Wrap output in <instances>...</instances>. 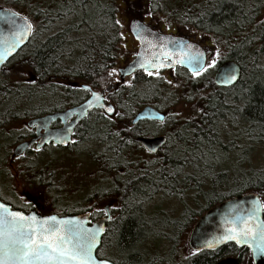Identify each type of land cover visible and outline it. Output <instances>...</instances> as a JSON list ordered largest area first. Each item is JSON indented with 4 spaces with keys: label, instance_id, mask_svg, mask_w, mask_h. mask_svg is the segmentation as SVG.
Segmentation results:
<instances>
[{
    "label": "flooded vegetation",
    "instance_id": "af4514ba",
    "mask_svg": "<svg viewBox=\"0 0 264 264\" xmlns=\"http://www.w3.org/2000/svg\"><path fill=\"white\" fill-rule=\"evenodd\" d=\"M121 1L127 2V0ZM148 1L150 0H143L142 3ZM151 1L159 2L160 0ZM169 1L166 10L159 8L154 11L161 19L170 18L173 20L169 22L168 28L153 23L151 21L153 14L149 11L141 13L142 15L132 13V17L126 15L125 20L138 18L160 32L184 37L198 43L206 52L205 66L211 62L210 52L217 51V49L229 51L234 48H246L247 45L264 49V39L260 33H256L257 29L264 30V0ZM175 3L180 5L175 7L177 6ZM209 3L212 8L208 9ZM221 3L232 5L236 11V17L243 20L240 30L229 34L209 31L206 28L207 19L219 10ZM173 6L174 9H172ZM17 12L30 22L31 33L27 43L0 67V201L9 204L13 209H19L26 213L37 211L41 215L55 213L59 216L87 214L89 224L109 215L111 218L106 222L104 232L106 233L107 228L121 217L124 211L119 190L123 184L127 183L128 179L127 165L120 160L124 156L111 153L108 146L110 139L112 136L120 134L121 143L126 144L129 141L126 128L137 125L139 135L136 136L135 143L141 152V157L151 160L157 168L159 159L163 156L165 144L155 153H149L137 139L161 135L167 138V132L160 130V125L163 122L159 120L132 121L135 114L146 105L159 110L154 105V101L144 103L133 110V116L128 124V109L117 107L111 96L117 94L127 84V81H130L139 71L152 78L156 77L158 72L166 73V76L173 78V74L170 72H173L177 66L171 69L139 70L121 78L120 69L136 54L138 42L134 39L135 46L131 49L129 57L120 62L119 55H117L113 62L114 65H109L105 69L104 76L102 75L97 81L81 76L79 68L75 65L77 63L73 60H46L43 61V67L40 68L38 60L32 58L31 50H29L35 30L33 16L26 12ZM246 29L249 31L248 33H244ZM186 31L200 32L201 36L205 38L189 36ZM207 34L211 37L208 38ZM222 59L224 58L216 61L215 65L217 66L214 73L222 61L228 60ZM45 64H51L52 67H46ZM69 64L72 66L70 67ZM115 65H120L117 67V73L109 75ZM149 72L153 74L149 75ZM93 92L101 93L103 103L113 106L112 113H108L101 106L92 107L79 118L74 109L91 97ZM106 128L111 129V133L106 136L107 146H105L104 153L95 156L89 155L80 161L78 156L80 145L96 142L102 144L101 142L106 140H102V134L99 131H104ZM21 145L24 146L19 148ZM85 163L90 164L87 166L92 169V174L90 173L92 180L95 178L107 180L104 190H93L87 198L77 202H65L66 200L62 199L63 192L73 193L74 189L79 187L75 176L79 166ZM159 239L170 242L167 252L164 254L151 252L147 249L146 241H149L150 238H143L137 245L140 254L143 253V256H147L146 260L153 258L151 263L145 264H168V261L175 259L174 254L177 253V247L183 257V260L179 262L184 264L185 260L194 252L189 246L188 238ZM103 240L104 238H101L96 249V256L118 264L112 260L114 256L111 255L112 252H117L116 243L113 241L105 243ZM171 243L172 248H170ZM181 248L187 251V257L182 255ZM239 248V253L231 257H236L240 264H243L247 254L249 258L250 251L247 248ZM250 262L249 258L247 264Z\"/></svg>",
    "mask_w": 264,
    "mask_h": 264
},
{
    "label": "trees",
    "instance_id": "16d2710c",
    "mask_svg": "<svg viewBox=\"0 0 264 264\" xmlns=\"http://www.w3.org/2000/svg\"><path fill=\"white\" fill-rule=\"evenodd\" d=\"M0 6L15 11H31L26 13L32 14V20L38 21L42 35L45 29L64 20L65 25L58 26L59 30L55 34L47 37L43 35L41 39H44H40L35 45L30 43L32 58L38 60L40 68L46 60H73L76 61L75 65L79 68L81 76L97 81L104 76L105 69L117 57V45L122 35L116 22L117 8L113 0H50L47 4L39 0H0ZM24 7L29 8L26 10ZM235 13L232 5L221 3L219 10L207 19L206 28L209 31L229 34L240 30L243 20L236 17ZM256 33H260L264 39V30L257 29ZM245 49L234 48L224 57L236 61L241 67L239 79L233 85L221 87L213 82L212 76L217 65L212 67L213 72L202 73L200 82L207 94L199 97L201 108L194 118L180 122L175 116L167 113L160 125V130L167 132V142L157 168L151 160L143 159L139 150L137 151L140 156L126 161L128 179L119 190L124 211L102 236L105 243L108 241L116 243L117 252H112L111 255L114 256L112 260L118 264L151 263L153 258L146 260L147 256L140 254L137 245L143 238H162L159 231L162 227L166 229L169 227L173 238H178L180 232H184L189 225L195 223L196 217L224 199L249 191L257 192L261 199L263 198L264 171H255L251 168L244 171L240 168L249 162L253 143L264 144V65L247 70L245 57L255 55L257 51H252V48L249 50V47L248 51ZM260 50L264 55V49ZM259 55L254 57L258 58ZM45 65L52 67L51 64ZM176 68L182 72L180 77H183L187 84L194 86L195 79L192 77L196 75L184 68ZM169 81L164 77L157 83L156 79L139 71L131 79L130 84H125L111 97L117 107L128 109L127 117L130 124L132 111L144 103L154 101L159 110L168 111L165 104L175 91L173 89L172 92L171 88H168ZM163 88H167L171 94L169 96L167 92L163 94ZM177 94L179 95V92ZM238 123L243 124L239 137L245 141L247 147L240 145L233 147L234 137H231L232 143L230 141L223 143L221 140L222 135H227V128H235ZM126 131L129 140L126 144L121 143L120 134L110 139L108 146L112 154L121 156L123 149L127 151L137 148L135 143V138L139 135L137 125L127 127ZM99 132L102 134V140H106L111 129L106 128ZM103 142L101 143L107 146V140ZM230 151L234 153L231 170L213 171L211 169L213 163L224 161ZM235 166H238V173L233 172ZM185 167L189 168V173L182 172ZM204 178L210 181L211 190L208 195L214 193L217 196L215 200L207 201L206 207L201 211L187 209L182 218L168 220L147 216L140 209V202L144 196L156 192L179 194L180 190L201 189ZM218 189L226 191L220 192ZM187 218L190 221L188 224ZM239 250L238 246L229 242L215 250L193 252L184 264H213L221 258L235 256Z\"/></svg>",
    "mask_w": 264,
    "mask_h": 264
},
{
    "label": "water",
    "instance_id": "95a60500",
    "mask_svg": "<svg viewBox=\"0 0 264 264\" xmlns=\"http://www.w3.org/2000/svg\"><path fill=\"white\" fill-rule=\"evenodd\" d=\"M24 18L25 17L13 9L0 7V57H2V59H0V67L29 40L31 30L22 38H18L21 29L25 24ZM27 22L30 24L28 20ZM136 23L142 24L144 30L140 31L134 28L133 25ZM128 27L132 37L138 42V47L135 56L120 69L121 78L139 70L146 71L144 67H140L141 64L146 65L147 71L171 69L176 66H180L186 69L189 73H193L194 65L189 62L187 56L185 55L188 51L186 45L189 44L194 46L191 49V53L194 54L197 51L204 53L201 63L204 65L206 63L207 56L205 50L194 41L170 33L160 32L153 29L150 25L144 23L138 18H132L129 21ZM182 57L184 59L183 63L180 62ZM152 64H163L164 66L153 68L151 66ZM233 70H235L237 79L230 84L222 83L221 78ZM240 72L241 67L236 61L231 59L222 61L213 75V82L221 87H229L237 82ZM93 93L99 94L101 99L98 100ZM93 93L83 104L74 109V112L79 118L92 107L101 106L104 107L108 113H112L108 111V108H113V106L111 104L106 105L103 103L102 94L98 92ZM161 117L164 120L166 117L165 111H159L154 107L146 105L135 114L132 121L137 122L145 119L161 121ZM166 140L167 138L164 135L150 138L139 137L137 139L143 147L146 148V146H151L156 148V151L166 143ZM23 146L24 145H21L19 148H22ZM0 205H5L10 211L20 212L24 216L35 215L38 219L56 216L57 220L78 221L79 225L83 229L90 230L91 232L97 234L98 243L93 249V254L95 256L96 249L98 248L101 238L105 232L106 222L109 219V215H106L105 217L89 224V217L87 214L59 216L54 213L41 215L37 211L26 213L19 209H13L9 204L2 201H0ZM249 216H251V219H249ZM245 223H247L248 227L255 229L257 232H259L261 228H264V205L257 192L249 191L243 194L235 195L208 208L193 224L188 236L189 246L194 252H198L203 250H215L224 244L232 242L238 247L247 248L250 251L252 261L251 264H264V255H260L255 251L252 239L241 243H237L236 240L223 239V237L226 236L232 228L243 227ZM100 229H103V231H99ZM208 242H212L213 246L211 248L207 247ZM98 259H104L107 260L109 264H115L105 258ZM214 264H240V262L236 257L229 256L220 259Z\"/></svg>",
    "mask_w": 264,
    "mask_h": 264
},
{
    "label": "rangeland",
    "instance_id": "374dc122",
    "mask_svg": "<svg viewBox=\"0 0 264 264\" xmlns=\"http://www.w3.org/2000/svg\"><path fill=\"white\" fill-rule=\"evenodd\" d=\"M43 2V4H47L50 0H39ZM117 11H116V22L119 21L118 26L120 28V33L122 35L119 44L117 45L118 51L116 52L117 55H119V60L120 62L122 60H125V58L129 57L131 54V49L134 48L135 46V40L132 37L131 33L128 31V21L130 20L127 19L125 20V16L128 15L129 17H132L134 13L135 15H142L141 13H146V11H149L153 14V17L151 18V21L155 24H157L160 27H169L170 25L169 22L173 21L172 19H161L157 13L154 11L158 10H166L167 7L169 6L170 1L169 0H160L158 1H148L147 3H142L143 0H135L133 2H123L121 0H113ZM178 7L180 4L175 3ZM211 3L208 4V9L212 8L210 7ZM1 7V6H0ZM26 10L29 7H24ZM174 9V6L173 8ZM20 12H31V11H24L20 10ZM148 13V12H147ZM61 21V20H60ZM64 20L61 22L55 23L53 26L47 28L44 30L43 35L48 36L50 34H55L59 29L57 28L58 26H64ZM34 26H35V31H36V36H34L32 40V44L35 45L39 42L41 37H43L42 34H40L41 27L37 23L38 21H33ZM189 30V29H186ZM192 31V30H191ZM185 32V31H184ZM189 36L195 35L198 38L202 37L200 32L193 33L186 31ZM249 31L246 29L244 33H248ZM208 38L211 37V35H208ZM215 37V36H214ZM42 38L41 40H43ZM248 43V41H245ZM248 47H252L257 51V53L251 54L245 57L244 62L246 69H250L251 67L254 68H260L264 65V55L263 52L261 53L260 48L254 47L253 45H247ZM246 47L245 50L248 49ZM250 50V48H249ZM248 51V50H247ZM217 51H211L210 52V59L211 61L215 59L216 61L220 60L221 58H224L228 51L226 50H219V56L216 55ZM257 54H260L258 58H255ZM257 57V56H256ZM113 64V63H112ZM117 64V63H116ZM114 65V64H113ZM120 65H115L114 69L117 70V67ZM208 72H213L212 67L208 68L206 71ZM206 72H204L206 74ZM117 73V72H116ZM173 74V78L171 76H166L167 74H163V72H158V75L154 77L156 79V82L159 83L160 79L166 77L171 81L170 84H168V88L172 90H175L172 94L170 91H168L167 88H163V94L167 92V96H169L168 101L166 102L165 106H168V111H166L168 114L175 116L176 119L180 120V122H183L184 120H191L194 118V115L196 112L200 110V103H199V97L201 95L207 94V91L205 92L202 88V83L200 82L201 78L203 77V72L199 76H194L192 77L195 79V84L194 86L187 84L185 79L183 77H180L182 72L177 70V68L174 69L173 72H170ZM160 78V79H158ZM200 78V79H199ZM131 81V80H130ZM130 81H127V84H130ZM134 81V80H132ZM179 92V95L177 94ZM243 127L242 123H238L237 127L235 128H227V135H222L221 140L223 143H230L231 137H234L235 139L233 141V147L240 145L243 147H247L248 145L245 143L243 139L239 137V133L241 128ZM225 136V137H224ZM239 138V139H238ZM230 141V142H228ZM232 143V142H231ZM251 154L249 155V162L247 164H244L240 168L244 171H247L248 169H253L255 171H264V144L262 143H253L251 146ZM106 147L103 144H98L96 143H90L89 145H80L79 147V160L83 161L84 158H87V156H95V155H100L103 154L105 151ZM241 149V148H240ZM239 149V150H240ZM138 149L135 148L133 150H127L123 149L122 153L124 158L120 159L122 160L123 163H127V160H130L132 158H136L140 156L138 154ZM137 151V152H136ZM232 154H234L232 151L228 153L227 158L224 161H220L221 163L214 164L212 165L211 169L214 171H222V170H231L233 163L232 159ZM141 158V157H140ZM73 161V160H72ZM235 161V160H234ZM83 163V162H82ZM87 165H90L89 163L82 164L79 166L78 172L76 173L75 180L77 184H79L78 188L74 189L73 193H69L64 191L63 192V200H66L65 202L71 203V202H77L78 200H83L88 197V195L93 191V190H104L105 183L107 182L106 179L100 178L95 180L91 179L90 173L92 174V169L91 167H88ZM193 170V169H192ZM190 170V171H192ZM183 173H189V168L185 167L184 170L182 171ZM235 173H238V166H235L234 171ZM82 175V176H81ZM100 176V175H99ZM204 185L201 187V189H186L183 191H179V194H173V193H163V192H156L152 195H147L144 196V198L140 202V209L145 213L147 216H153L155 219L161 218V219H180L182 218L183 213L189 209L193 210L194 212L201 211L203 208L206 207L207 201H213L216 198V194H209L210 189V181L208 178L203 179ZM233 187V186H231ZM218 188V187H217ZM228 190V189H227ZM217 191H226V189H218ZM51 201V200H49ZM263 204H264V196L262 198ZM198 217L195 218V220ZM186 223H190L189 218L186 219ZM193 225V224H192ZM192 225H189L187 229L184 232H180L181 234L178 236V238H188L189 232L191 230ZM169 227L160 228L159 231L161 232L162 238H173L172 232L169 231ZM183 233V234H182ZM181 236V237H180ZM168 241L165 240H160L159 238H151L149 241H146L147 249L151 252L155 253H165L167 252V247L169 246ZM170 248H172V243L170 244ZM177 253L174 254L175 259L168 261V264H180L179 261L183 260V257H181V254L178 250H180L178 247ZM182 249V248H181ZM182 255H185L186 257L188 256L187 251H184L182 249ZM193 252V250H192ZM184 253V254H183ZM180 256V257H179ZM163 258V257H162ZM250 258V255H249ZM248 254L247 258L243 260V264H247L249 261ZM251 264V262H250Z\"/></svg>",
    "mask_w": 264,
    "mask_h": 264
},
{
    "label": "snow or ice",
    "instance_id": "6c2138e0",
    "mask_svg": "<svg viewBox=\"0 0 264 264\" xmlns=\"http://www.w3.org/2000/svg\"><path fill=\"white\" fill-rule=\"evenodd\" d=\"M24 20L25 24L18 38H22L31 30V24L26 18ZM133 27L140 31L144 30L140 23L134 24ZM193 47L191 44L186 45L188 51L185 55L194 65L193 74L199 76L208 68L214 67L216 60L213 59L205 66L201 63L204 53L200 51L191 53ZM219 54L217 49L216 55L219 56ZM180 62H184L183 57ZM151 66L156 68L164 65L152 64ZM140 67H144L147 71L145 64H141ZM116 72V69H112L109 75ZM152 74L149 72V75ZM236 79L237 76L233 70L222 77L221 82L230 84ZM93 95L98 100L101 99L99 94L93 93ZM108 111L112 112L113 109L109 107ZM160 119L163 122V118ZM146 151L154 153L156 148L146 146ZM223 239L236 240L237 243L252 239L255 251L264 255V228L257 232L245 223L243 227L232 228ZM97 243V234L83 229L76 220H57L56 216L38 219L35 215L24 216L20 212L10 211L5 205H0V264H109L107 260L98 259L93 254ZM212 246V242L207 243V247Z\"/></svg>",
    "mask_w": 264,
    "mask_h": 264
},
{
    "label": "bare ground",
    "instance_id": "6f19581e",
    "mask_svg": "<svg viewBox=\"0 0 264 264\" xmlns=\"http://www.w3.org/2000/svg\"><path fill=\"white\" fill-rule=\"evenodd\" d=\"M62 6V5H61ZM62 21V20H61ZM249 29V28H248ZM168 144V143H167ZM111 162V161H110Z\"/></svg>",
    "mask_w": 264,
    "mask_h": 264
}]
</instances>
